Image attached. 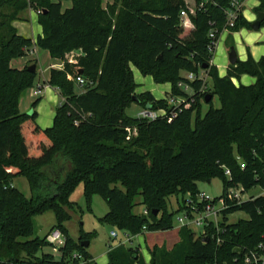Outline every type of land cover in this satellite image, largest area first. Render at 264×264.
Wrapping results in <instances>:
<instances>
[{
	"label": "trees",
	"instance_id": "1",
	"mask_svg": "<svg viewBox=\"0 0 264 264\" xmlns=\"http://www.w3.org/2000/svg\"><path fill=\"white\" fill-rule=\"evenodd\" d=\"M62 1H70L71 7L62 11ZM194 2L198 5L199 0ZM229 5L230 0H205L188 16L192 28L185 31L178 17L186 10L183 0H112L105 7L101 0H0V264H77L74 253L81 262L92 261L87 248L80 246L81 241L75 243L64 227L70 218L64 207L70 208L68 197L79 183L86 201L97 194L107 203L108 212L100 221L132 238L143 235V230L171 231L167 197L189 194L194 201L196 183L219 179L222 193L234 186L243 192L254 187L264 191V57L257 62L237 60L221 78L210 64L209 31H215L216 41L224 29L230 35L249 28L242 9L233 26L224 28ZM6 6L12 11L2 15ZM28 9L40 11L42 35L35 42L11 26ZM258 12L264 14V0H258L254 13ZM259 26H264V19ZM33 47L63 62V69L51 70L47 82L61 102L46 130L36 124L39 98L31 113L18 109L22 92L34 86L36 71L26 70L33 62L21 70L10 66ZM74 51L81 56L72 65L65 57ZM129 65L157 85L170 84L169 96L182 102L172 106L166 98L155 100L145 92L137 98L140 106L163 114L153 120L128 116L137 87ZM199 70L211 83L208 95L219 103L202 115L200 101L207 95L203 81L185 82L180 76L197 75ZM73 76L87 83L80 94L74 93L68 79ZM240 76L251 77L254 83L234 87L231 79ZM180 81L190 94L177 88ZM18 178L26 179L30 199L11 187ZM138 195L146 215L131 213ZM48 210L56 217L48 233L58 231L64 239L58 260L38 254L47 246L49 234L31 238L32 219ZM235 212L246 220L228 224L226 216ZM205 235L204 242L205 237L178 228L171 250L148 249L150 264H243L245 251L259 244L264 248V196L228 203L216 231L209 226ZM83 236L89 241V234ZM234 249L240 252L233 254ZM107 264L145 263L139 248L119 244L108 251Z\"/></svg>",
	"mask_w": 264,
	"mask_h": 264
},
{
	"label": "rangeland",
	"instance_id": "2",
	"mask_svg": "<svg viewBox=\"0 0 264 264\" xmlns=\"http://www.w3.org/2000/svg\"><path fill=\"white\" fill-rule=\"evenodd\" d=\"M183 2L188 9L193 8L195 4L194 0H183ZM111 3L112 0H101L102 7H105L107 4H111ZM70 5H71L70 1H62L61 2L62 11L70 7ZM257 5H258V0H250L244 6L243 18L245 22L248 23L249 25L253 22L255 18L254 10L257 7ZM11 11H12L11 7L6 6L1 10V13L2 15H6V14L8 15L11 13ZM22 14L27 16L28 12L24 11L22 12ZM183 34H185V31L183 32ZM218 41H219L218 48L214 49V51L212 52V58L210 64H212L213 67L219 65V68L217 70L218 73L225 74L226 70H224L222 66L227 65L226 56L228 49L232 47L237 57L241 52L244 53L245 55L248 54L252 46H260L261 43H264V26H259V28L256 31H252L250 28H242L240 30V36L238 35L232 36V34L227 35V33H222L219 36ZM37 56L39 62L37 64L38 72L36 74L34 86L32 88L31 87L27 88L22 92L18 102V109L20 113H27L31 109V105L33 101L36 99L33 96L32 91L37 88L36 84L38 83V81L41 82L42 80V74H43L42 70L44 68H47L52 61L62 62L58 59L51 58L48 51L42 49H39ZM37 56L35 54V57ZM67 56L68 59H73L74 62H76L77 59L80 57V56L78 57L76 56V51L69 53ZM19 59L12 60L10 62V66L16 69L17 67L16 63L18 62ZM129 66L132 71V75L134 77L135 83L141 85L138 86V89L142 87L143 89L149 91L151 87L155 88L157 86L156 88L158 92H160V95H157L155 93L154 95H156V97H162L161 99L170 98L168 94L169 91L164 90L166 86L164 85L155 86V83L153 82L150 76L144 77L143 74H139L140 72L139 73L137 72L138 70L134 66L132 65ZM50 72L51 70L49 71V73ZM184 75L185 73L183 72L180 73V76H184ZM70 80L71 82H73L75 94H80L84 91L85 86L81 88L75 82V76L71 77ZM84 83L85 85L87 84L86 81H84ZM203 84L204 85L202 88H205L207 92L206 94L208 95L211 88V83L209 80L203 79ZM88 85L91 86L92 83H88ZM39 86L43 87L42 85ZM41 89L43 91V88ZM188 94L190 93L188 92ZM42 96H44V92L41 95V97ZM138 96L139 94H136L135 92L132 94V102L126 109V114L130 117L142 118V114L143 112H145V109L139 104V101L137 99ZM44 98H41L39 103L42 100L46 101V99ZM58 98H59L58 100H60V97ZM45 106L50 107L52 111H55L58 105L47 103L45 104ZM209 107L213 109H217L219 107L218 99L216 96L212 97L210 104H203L200 101V115H202ZM156 113L157 115L163 114L162 111H158ZM193 118H194V113H192L190 116L191 123ZM236 162L241 163L239 160H236ZM13 186L17 191H19L22 195H24L25 198L30 199L32 197V193L26 179L18 178L14 180ZM116 186L118 188H121V185L119 183H117ZM195 188L198 190L199 193L203 194L204 196L210 199L218 198L222 193V183L219 179H211L209 183L206 182L196 183ZM257 196H264V191L260 190L257 187H254L249 191L243 193L242 202L246 201L250 197H257ZM68 199L71 202V206L70 208L64 207L65 212L70 217L64 223V227L67 230L68 236L75 243L78 244L79 241L88 240L87 238H84L83 235L89 234L90 236L89 247L86 249V252L93 259L91 262L89 261L87 264H104V261L107 259L108 251L124 241L122 232L100 221L108 212L107 203L103 200V198H101L97 194H92L90 196L89 201H86L83 194L82 183L76 185V187L70 193ZM189 200H191L189 194L174 193L173 195L167 197L166 200L167 204L165 205V210L167 211V213H170L172 215V230L169 233L167 234H163L160 232H154V234L144 233L143 235H139L132 238V240L129 243H126L123 246L139 248V256L143 258V261L144 258H147L148 255L147 249H151L153 246L165 247L167 250H171L173 244L177 242L178 229L175 219L176 217H179L184 213H189V207L186 206V202ZM144 210L145 208L142 205V197L139 195L135 196L132 200L131 213L134 215H141L143 214ZM238 220H246V216L241 212H235L226 216V222L228 224L235 223ZM32 222H33V234L31 238L42 239L43 237H45V235L57 232V231H53L51 233H48L49 229L56 224L55 214L51 210L45 211L41 215L35 216L32 219ZM188 229L194 233L195 237L200 236L202 234L200 228L190 225ZM112 232H114L117 235L116 238L111 237ZM46 245L47 246L39 250L38 254L39 255L51 254L54 260H58L60 256L59 249L54 247L53 245H50L49 243H47ZM81 264H86V263L82 262ZM148 264H150V261L148 262Z\"/></svg>",
	"mask_w": 264,
	"mask_h": 264
},
{
	"label": "built area",
	"instance_id": "3",
	"mask_svg": "<svg viewBox=\"0 0 264 264\" xmlns=\"http://www.w3.org/2000/svg\"><path fill=\"white\" fill-rule=\"evenodd\" d=\"M243 1L244 0L242 1L230 0L229 8L224 11V16H225V21H226L224 28L228 29L233 26V22L238 15L239 9H242ZM203 2H205V0H199L198 5L194 4L193 8L188 9L186 7V10H181L179 12V15H178L179 23L182 29L185 30L187 28H192L189 22L188 16L193 15L194 10L196 8H201L203 5ZM39 13L40 11H36L37 15ZM222 33H226V29H224ZM214 36H215V31H209L207 34V37L210 40V44L212 47L211 48L212 52L216 48V45L218 42V39L214 41ZM76 56L77 57L81 56V54L80 53L76 54ZM65 58L69 64H76V62H74L73 59H68L67 55ZM182 78H183V81L185 82H192L196 79L203 81V79H206V74L203 70H199L197 75H193L191 73H185V75L182 76ZM68 79L70 78L68 77ZM183 81H180L177 83L176 85L177 88L185 93H188V92L190 93V89L188 85ZM75 82L81 88L85 86L84 80L80 77L75 78ZM32 94L35 98H40L42 95L41 88L37 87L36 89L33 90ZM167 102L172 106H177L178 104H180V102H182V98L170 97L169 99H167ZM156 116H157V113L154 114L146 110L142 114V118H148L150 120H153ZM238 166H239V169H243L242 163H238ZM223 175L226 178H228L229 177L228 170L223 169ZM243 193L245 192L242 191L240 186L229 187L224 191V193H221V195L218 198H213V199H210L198 192L197 195L195 196L194 201L189 200L186 202V206L189 207V213H184L183 215L176 217L175 222L177 224V228L186 227L188 229V227L191 225V226L200 228L202 231V234L200 236L207 238V236L205 235V229L211 226L216 231L217 224L221 219V211L225 210L228 207V203L239 204L240 202H242ZM143 214L146 215V211H144ZM143 233H145V230H143ZM210 236L211 238H213V235H210ZM111 237L116 238L117 235L114 232H112ZM123 238H124V241L121 242L120 245L129 243L132 240V237H129L127 234H123ZM46 241L47 243H49L50 245H53L54 247L58 249L64 245V239L58 231L52 234H49L46 237ZM216 242H218L217 239H216ZM72 260L77 261V264L82 263L81 257L78 253H74L72 255ZM242 263L243 264H264L263 246L259 244L253 247L252 249L245 251L242 254Z\"/></svg>",
	"mask_w": 264,
	"mask_h": 264
},
{
	"label": "crops",
	"instance_id": "4",
	"mask_svg": "<svg viewBox=\"0 0 264 264\" xmlns=\"http://www.w3.org/2000/svg\"><path fill=\"white\" fill-rule=\"evenodd\" d=\"M248 1H250V0H244L243 1L242 11H241V16L242 17L244 16L243 15L244 14V6H245V4ZM52 2H56V0H52ZM70 7H71V5H70ZM70 7L66 8L65 10L69 9ZM26 11L28 12L27 16L23 15L22 13H20L19 16H18V19L12 21L11 26L16 30V32H17V34L19 36L31 39L33 42H35V40L42 35V29H41L40 25L38 24L36 11L33 10V9H28ZM255 16H256V14H255ZM254 20H255V18H254ZM189 30H190V28L185 29V31H189ZM234 35L235 36H237V35L240 36V30L238 32L232 34V36H234ZM218 44H219V41L217 42V45H216L215 49L218 48ZM38 52H39V49L37 47H33L32 49H30L28 51L26 57L20 58L18 60V62L16 63V65H17L16 69L21 70L26 65L29 64L28 62L32 61L33 64L36 66V70L35 71H36V74H37V72H38L37 71V64L39 62L38 61V56H37ZM35 54H36L37 57H35ZM76 54H79V52H76ZM262 57H264V43H261L260 46H252L250 48L249 53L246 54V55L241 52L238 57L236 56L237 60H240L239 62H244L247 58L251 59L253 62H257ZM227 66H228V63H227V65L222 66V68L224 70H226ZM214 67L216 69V73H217V76L219 78H221V77H223L225 75L224 73H218L217 70L219 68V65L214 66ZM62 69H63V63L62 62H54V61H52L51 64L47 68H44L42 70V72H43L42 80H41V82L38 81V83L36 84L37 87L43 88V91L41 89L42 94L44 92V96L40 97L39 99L41 100V98H44V97H45L44 99H46V101L42 100L35 108V113L37 115L36 116V124L41 130H46V129H49V128L52 127L54 113H55V111H52L50 109V107H46L45 104L52 103V104H55V105L56 104L59 105L60 102H61V100H58L59 99L58 98L59 97L58 92L55 89H53V88H51V87H49L47 85V82H48L49 77H50L49 71L50 70H58V71H60ZM133 79H134V77H133ZM134 83H135V81H134ZM231 83L233 84L234 87H237L239 85L243 86V87H247V86H250V85H252L254 83V79L251 78V77H248V76H240L238 79H231ZM135 84L137 86L136 90H135L136 94H142V93H145V92H149L155 100H160L162 98V97H156V95H154L155 93L157 95H160V92H158V90L156 88L157 84H155V86H156L155 88L151 87L149 91L143 89L142 87L140 89H138V86L140 84H138V83H135ZM39 85H42L43 87H41ZM162 85L166 86V88L164 90H167L170 93V89H171L170 84H162ZM31 112H32V109H30L27 112V114H29ZM11 187L15 188L13 186V182L11 184ZM169 232L170 231L160 232V233L167 234ZM147 252H148V249H147ZM144 261H145L146 264H148V262L150 261L149 252H148L147 258H144ZM104 264H107V259L104 261Z\"/></svg>",
	"mask_w": 264,
	"mask_h": 264
},
{
	"label": "water",
	"instance_id": "5",
	"mask_svg": "<svg viewBox=\"0 0 264 264\" xmlns=\"http://www.w3.org/2000/svg\"><path fill=\"white\" fill-rule=\"evenodd\" d=\"M263 19H264V14L263 13H260V12L256 13L255 20L249 25V28L252 31H256L259 28V25L263 21ZM226 57H227V63L230 66H233L236 63V61H237L235 52H234L232 47H230L228 49ZM26 70H27L28 73L33 74V73H35L36 66L35 65H31ZM210 99H211L210 95H205L203 100H202V103L203 104H207L208 101H210ZM206 183H209V181H206ZM153 214L156 215L157 212H153ZM203 241L204 242L207 241V238H204ZM80 246L83 247V248H88L89 247V241H81L80 242ZM239 252H240L239 249H234L232 251L233 254L239 253Z\"/></svg>",
	"mask_w": 264,
	"mask_h": 264
}]
</instances>
